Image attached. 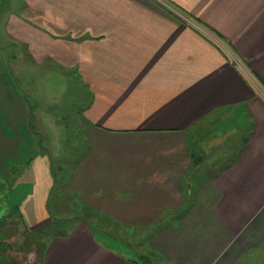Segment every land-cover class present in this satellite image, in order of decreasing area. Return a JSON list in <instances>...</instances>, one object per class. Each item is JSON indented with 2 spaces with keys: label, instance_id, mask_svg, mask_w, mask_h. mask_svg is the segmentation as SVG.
Returning a JSON list of instances; mask_svg holds the SVG:
<instances>
[{
  "label": "crops",
  "instance_id": "1",
  "mask_svg": "<svg viewBox=\"0 0 264 264\" xmlns=\"http://www.w3.org/2000/svg\"><path fill=\"white\" fill-rule=\"evenodd\" d=\"M165 1L226 49L155 0H20L0 9V48L22 50L35 82L42 66L77 80L86 148L68 178L75 203L111 204L127 220L188 204L160 225L156 264H264V0ZM8 59L0 53V213L32 227L48 217L53 160L32 149L31 86ZM43 241L38 264H143L105 233Z\"/></svg>",
  "mask_w": 264,
  "mask_h": 264
},
{
  "label": "rangeland",
  "instance_id": "2",
  "mask_svg": "<svg viewBox=\"0 0 264 264\" xmlns=\"http://www.w3.org/2000/svg\"><path fill=\"white\" fill-rule=\"evenodd\" d=\"M13 6L19 8L20 0H0V9L4 8L9 12ZM0 53L9 55V73L22 77L20 79L22 87L31 86V89L25 90L29 103L33 105V127L30 124L26 126L31 128L29 131H32V134L29 133L33 138V151L46 153L53 160L51 166L55 182L52 198L49 199L50 204H47L48 217L41 218L39 221L46 219L45 222L36 223L37 219L34 217L31 227V225H24L21 217L7 208L0 213V264H38L35 254L45 247L43 239L46 234L61 235L80 229L109 233L115 239L122 241L121 244L133 243L131 247L134 253L150 260L151 257L148 254L155 256L151 244L161 226L167 223L165 221L171 217L170 214L176 215L188 204H183L178 210L167 212L156 219L127 220L124 215H113L111 212L113 209L108 208L111 204H100L107 209L99 210L95 204L75 203V195L69 192L71 183L69 181L68 185V178L72 169L75 170L74 165H71L79 158V155H83L86 148L84 123L78 118L80 99L75 95L77 80L70 82L59 66L52 67L53 76L50 75L51 72L50 74L46 72V67L49 66H42V70L37 72L42 80L35 82L33 81V61L22 50L14 47L0 48ZM46 74L50 76L48 81L44 80L47 77ZM37 86L41 88L38 89ZM255 87L261 90L264 96L263 86L255 85ZM213 144V147L218 150L225 149L222 137L215 139ZM210 147H212L211 144ZM24 157L28 158L27 154ZM7 198L9 197H6L4 206L9 203ZM125 210L123 207L121 212L125 213ZM109 244L115 248L120 247L111 241ZM156 259L152 257L151 264H156L158 261Z\"/></svg>",
  "mask_w": 264,
  "mask_h": 264
},
{
  "label": "built area",
  "instance_id": "3",
  "mask_svg": "<svg viewBox=\"0 0 264 264\" xmlns=\"http://www.w3.org/2000/svg\"><path fill=\"white\" fill-rule=\"evenodd\" d=\"M155 1L158 2L160 5H162L164 8H166L167 10L171 11L175 16L181 18L184 22L190 24L191 26L195 27L196 29H198L199 31H201L202 33H204L205 35H207L208 37H210L221 48L226 49L225 46H224V44L221 42V40H219L213 34L207 32V30H205L204 28H202L199 24H197L191 18H189L187 16H184L178 9L174 8L169 2H167L165 0H155Z\"/></svg>",
  "mask_w": 264,
  "mask_h": 264
},
{
  "label": "trees",
  "instance_id": "4",
  "mask_svg": "<svg viewBox=\"0 0 264 264\" xmlns=\"http://www.w3.org/2000/svg\"><path fill=\"white\" fill-rule=\"evenodd\" d=\"M165 220H166V218H165ZM160 225V224H159ZM134 227V226H133ZM91 232H93V233H105V232H98V231H91ZM109 238H110V240H111V242H113V243H118L119 245H123L124 247L125 246H127V247H131V245H133V243H130V242H125V244H121L120 242H122V241H120V240H117V239H115L114 238V236H112V235H110L109 233H105ZM127 241H128V239H127ZM146 241V240H145ZM143 244H146V243H143ZM130 249H132V247L130 248ZM133 250V249H132ZM135 258H137V259H140L141 258V260H142V263L143 264H151L152 263V260L150 259V260H146V259H144V258H142V257H140V256H138L137 254H135ZM149 256V255H148ZM145 257V256H144ZM151 261V262H150Z\"/></svg>",
  "mask_w": 264,
  "mask_h": 264
}]
</instances>
